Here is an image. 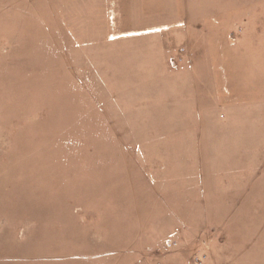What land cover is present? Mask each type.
Returning <instances> with one entry per match:
<instances>
[{
  "label": "rangeland",
  "instance_id": "obj_1",
  "mask_svg": "<svg viewBox=\"0 0 264 264\" xmlns=\"http://www.w3.org/2000/svg\"><path fill=\"white\" fill-rule=\"evenodd\" d=\"M225 4L247 10V31L264 37V17H249L264 0ZM220 7L0 0V264H102L110 250L120 256L112 262L153 264L152 252L173 264H264L263 43L247 50L257 59L247 65V192H205L208 208L194 204L190 187L184 195L165 182L166 169L168 183L179 184L173 174L192 168L162 153L195 151L199 133L182 122L213 120L194 105L191 16ZM202 54L197 75L207 86L211 51ZM221 132L204 131L206 139ZM181 217L178 240L167 223Z\"/></svg>",
  "mask_w": 264,
  "mask_h": 264
},
{
  "label": "crops",
  "instance_id": "obj_2",
  "mask_svg": "<svg viewBox=\"0 0 264 264\" xmlns=\"http://www.w3.org/2000/svg\"><path fill=\"white\" fill-rule=\"evenodd\" d=\"M218 1L221 6L220 8L203 9L191 16L195 18L194 24L196 26V33H198L196 44L199 45V58H196L195 62L191 65V70L194 69V71L191 72V79L195 89L193 96L195 99L194 105L199 115H202V113L204 115L205 112V114L211 115L213 120L201 121L200 119H195V121H191V123L187 121L182 122L184 124L181 125V128L197 130L199 133V136L197 135L195 140L191 143L195 151L190 150V156L188 152L184 154L182 151V148L185 149L186 147H182L179 150L174 148L176 152L173 154H169L170 152L167 153L169 150L168 148L164 149L162 152L165 161H169L171 157H174L181 165L183 162H188L189 159L192 162V168L189 169V171L173 174L174 177L179 178V184H173L172 182L168 183L166 176L169 170L167 169L165 170V182L166 185H169L171 188L179 189L177 191L181 192V194L184 193V195L188 193L189 187L192 191L194 190V192H196L195 205L210 203L209 201H206L208 203L202 202V198H204L206 194L205 192L212 194L247 192L246 136L247 94L249 93V91H247V65L250 68V65H255L257 60L256 58L247 60V50L249 49L248 45L250 43L253 44V41H255V45L264 44V37L260 36L259 38L255 33L247 31V10L236 11L230 8V6L224 5V3L229 0ZM255 12H259L260 15H255L253 11L254 14L252 13L251 16H249L250 19L264 17V11L259 10ZM249 22L250 24L257 23L252 20H249ZM224 27L227 28L223 33L216 32V29H224ZM231 29L234 31L233 36H231L229 32ZM251 33L257 37L253 36ZM199 41H201V43H199ZM207 50L211 51L210 63L212 65L209 70L212 80L209 79V84L205 86L204 79H198L197 67L199 59L200 63L203 62L202 58L205 63H207L204 54H202V51L204 53V51ZM200 85L202 88L199 87ZM250 88L249 86L248 89ZM219 114L220 116L224 115L223 118L226 119L221 120L222 117L218 116ZM206 130H220V132H222L220 135H218V132L216 136L206 139L204 133ZM166 145L167 144H165L164 147ZM174 146H176V144ZM205 148H209V150H205ZM144 160L145 158L143 157V161ZM204 161L209 163L208 167L206 164V169L203 164ZM211 161L213 162L212 165L210 164ZM176 168L177 166H175V169ZM169 177L171 179V175ZM152 182L151 184L153 187L158 183L155 182L154 179ZM198 193H202L201 197H196ZM204 207L209 208L208 205ZM182 209L184 210V208ZM183 219L184 217H181L179 222L171 221L167 223L171 237H177L178 240L183 239L180 228L185 221ZM149 234L151 233L149 232ZM149 234L146 236H139L136 242H139L140 238L147 241L149 236L152 238L155 237L154 232H152V235ZM126 254H129L128 256L131 258L139 257V252L135 250L126 251ZM118 255L119 252L110 250L103 252L100 258H104L103 262H105V264H134L133 261H127L125 263L122 260H118L117 262H112V258H120ZM155 256L156 255L151 252L148 253L147 257L153 264H167V259L166 261L163 259L161 262H164L161 263L159 262L161 259L157 261L158 258H155ZM103 262L101 261L102 264ZM168 263L173 264L171 262Z\"/></svg>",
  "mask_w": 264,
  "mask_h": 264
}]
</instances>
